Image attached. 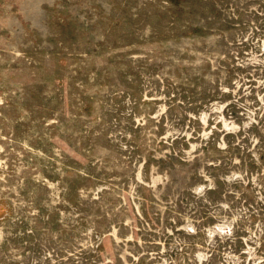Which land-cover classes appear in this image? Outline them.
Returning <instances> with one entry per match:
<instances>
[{
  "label": "rangeland",
  "instance_id": "rangeland-1",
  "mask_svg": "<svg viewBox=\"0 0 264 264\" xmlns=\"http://www.w3.org/2000/svg\"><path fill=\"white\" fill-rule=\"evenodd\" d=\"M0 264H264V0H0Z\"/></svg>",
  "mask_w": 264,
  "mask_h": 264
}]
</instances>
